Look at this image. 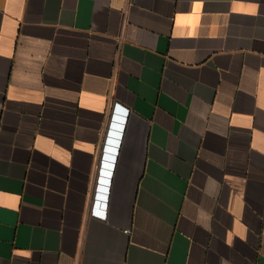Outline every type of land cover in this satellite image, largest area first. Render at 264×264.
Returning <instances> with one entry per match:
<instances>
[{
	"label": "crops",
	"instance_id": "0c3cea01",
	"mask_svg": "<svg viewBox=\"0 0 264 264\" xmlns=\"http://www.w3.org/2000/svg\"><path fill=\"white\" fill-rule=\"evenodd\" d=\"M0 264H264V0H0Z\"/></svg>",
	"mask_w": 264,
	"mask_h": 264
},
{
	"label": "water",
	"instance_id": "95a60500",
	"mask_svg": "<svg viewBox=\"0 0 264 264\" xmlns=\"http://www.w3.org/2000/svg\"><path fill=\"white\" fill-rule=\"evenodd\" d=\"M117 108L122 112L124 111V107L122 105H118ZM121 121H123V118L120 119V124H115V117L112 116V120L110 122L109 125V130L107 132V137L105 140V147L104 149L108 150V144H114L117 145L120 141L119 136L121 135L120 129L122 128V123ZM107 157V155L105 154V158ZM105 165V163H103ZM104 171L103 169L100 170V176L104 175ZM99 176L98 181H102L101 177ZM107 182V181H106ZM100 188V186L98 187ZM97 196H101L100 193L98 192L96 194Z\"/></svg>",
	"mask_w": 264,
	"mask_h": 264
},
{
	"label": "built area",
	"instance_id": "2783aa9c",
	"mask_svg": "<svg viewBox=\"0 0 264 264\" xmlns=\"http://www.w3.org/2000/svg\"><path fill=\"white\" fill-rule=\"evenodd\" d=\"M119 105V103L118 102H116L115 103V107H114V110H116L117 109V106ZM123 112V114H122V117L124 118H126V116H127V114H128V109L127 108H125L124 107V111H122ZM115 114H113V116H114ZM97 205H101L98 201H96L95 202V205L93 206V209H92V213H94V214H101V215H105L104 213H103V211L101 210V209H99V207H97ZM97 210H98V212H97Z\"/></svg>",
	"mask_w": 264,
	"mask_h": 264
}]
</instances>
